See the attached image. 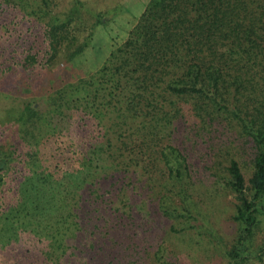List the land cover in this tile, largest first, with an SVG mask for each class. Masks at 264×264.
Returning a JSON list of instances; mask_svg holds the SVG:
<instances>
[{
    "label": "trees",
    "instance_id": "16d2710c",
    "mask_svg": "<svg viewBox=\"0 0 264 264\" xmlns=\"http://www.w3.org/2000/svg\"><path fill=\"white\" fill-rule=\"evenodd\" d=\"M69 1L0 0V264L264 262V0H148L84 74L110 9Z\"/></svg>",
    "mask_w": 264,
    "mask_h": 264
},
{
    "label": "rangeland",
    "instance_id": "374dc122",
    "mask_svg": "<svg viewBox=\"0 0 264 264\" xmlns=\"http://www.w3.org/2000/svg\"><path fill=\"white\" fill-rule=\"evenodd\" d=\"M85 3V7H81L84 10H88V13L85 14L86 17L91 18L92 11L100 10V11H108V15L106 18H111L107 24L100 25L98 24L93 32L92 35V42L88 46V48L85 50L84 54L81 56L80 59V69L79 73L84 74L86 71H93L95 68H98V66L105 60L107 57L110 49L117 43L121 42L127 35V30L132 25V20L135 19L136 16H138L145 5V3L148 0H82ZM57 7L56 10L64 12L66 10L67 6H69V0H55ZM119 5L118 7H122L119 10H113L115 6ZM90 11V12H89ZM105 21V19H104ZM89 30L81 31V35L83 36L84 33H87ZM220 130L218 134H220L219 139H223L229 137L231 140H236L235 146L240 147L238 144H241L240 139L241 138L236 132H233L231 130ZM221 136L223 138H221ZM240 137L238 140L236 138ZM218 139V140H219ZM215 138V142L218 141ZM228 141V140H226ZM219 143V142H218ZM226 143V142H225ZM243 144V142H242ZM218 145L214 144V150L211 151L213 154L214 151L217 150ZM234 147V144L231 146V148ZM241 148V147H240ZM206 150H204V146L202 145L201 150L196 157L197 165L202 166L203 163H201V159H208V155H205ZM219 153V150L217 151ZM240 160L245 163H247L246 166H248V158L247 156L240 157ZM245 177L248 178L251 173V168L246 167L244 168ZM199 178H201L199 176ZM202 179V178H201ZM204 185L201 186V189L203 192L208 190L212 191V193L215 195L213 197L214 206L211 211V217H209V220L211 221V224H213L215 228V234L220 235L223 237L224 241L227 243L232 238L233 233V222L231 220V215L234 212V200L233 195L226 190H224L222 187L218 189L214 186H209V183L206 184L203 182ZM215 235L214 238H218ZM196 239L201 240L203 242L202 245H204L205 242H207L208 236H205V240H202V238L195 236ZM264 239V217L262 218L261 224L259 226V229L255 235V243H260ZM217 240V239H216ZM214 241L215 244H217V241ZM196 243V242H195ZM195 248L200 249L201 244L198 242V244H193ZM209 248V251H208ZM184 249V248H182ZM219 252H215V255L213 256V264H223L224 257L221 256V250L220 248ZM186 252H188V249H184ZM195 250V249H194ZM200 254H198V251H191L189 254L193 255L194 257H197L198 261L200 260L198 257H201V254L204 253H212V248L209 246L207 247V250L204 252L201 250ZM204 252V253H203ZM191 263L194 264V259L191 257ZM189 260H187L186 264ZM190 262V261H189ZM248 264H264V262H258L257 259H252Z\"/></svg>",
    "mask_w": 264,
    "mask_h": 264
}]
</instances>
